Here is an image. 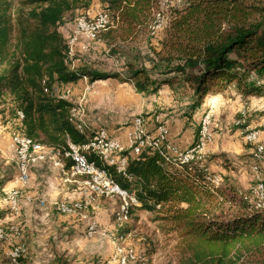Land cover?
I'll list each match as a JSON object with an SVG mask.
<instances>
[{
    "label": "trees",
    "instance_id": "trees-1",
    "mask_svg": "<svg viewBox=\"0 0 264 264\" xmlns=\"http://www.w3.org/2000/svg\"><path fill=\"white\" fill-rule=\"evenodd\" d=\"M94 1L109 18L95 41L111 57L153 36L161 0H0V116L16 121L14 133L56 151L64 169L70 166L63 158L68 144L88 146L96 134L87 126L77 129L71 117L77 106L63 95L84 78H116L142 95L179 86L189 97L185 119L211 97L231 92L242 101L264 97V0H181L168 6L150 67L128 62L124 75L71 66L60 29ZM243 121L237 129L249 126ZM199 131L197 125L192 146ZM83 154L137 201L130 219L135 210L143 211L177 234L179 264H264V208H256L251 195L230 185L214 189L198 165L178 163L164 147L129 156L123 172L90 149ZM2 186L0 178V191ZM130 232L121 227L118 236ZM56 262L67 264L62 258ZM17 264L25 261L19 257Z\"/></svg>",
    "mask_w": 264,
    "mask_h": 264
},
{
    "label": "rangeland",
    "instance_id": "rangeland-1",
    "mask_svg": "<svg viewBox=\"0 0 264 264\" xmlns=\"http://www.w3.org/2000/svg\"><path fill=\"white\" fill-rule=\"evenodd\" d=\"M180 3L181 0H170L163 8L166 11L168 6H178ZM100 11L98 2L95 1L89 14L78 12L72 19H68L66 26L71 31L69 37L73 35L75 22L79 17L93 18ZM162 38L161 29L134 48L129 46L122 53L111 57L102 43L81 37L72 48L71 66L74 68L83 65L94 71L121 75L127 72L125 65L128 62L149 68L152 51L160 48ZM78 45L86 49L80 48L78 52ZM90 86L91 83L82 80L68 86L63 92L77 108L83 110L79 118L82 125L87 117L86 108L91 103H99L101 97L108 94L109 99L105 102L113 105V110L106 115H96L95 118L106 121L111 128H122V132L127 133L132 121L141 117L144 131L147 135H153L159 126L156 122L158 118L168 128L165 143L171 152H183L194 147L192 144L198 125L197 114L184 118L189 97L183 95L181 87L177 86L175 91H171L169 87L163 86L156 94L142 95L136 93L130 84L122 87L117 83L102 87ZM233 95L227 96L231 108L229 119L217 122L220 128L213 124L209 130L210 139L206 146L215 142L217 152L214 153H218V156H212L214 154L210 151L204 152V165L210 168L211 163V167L216 166L218 158L228 157L223 162L227 176L214 173L222 178L221 188L224 190L230 185L237 191L251 195L255 186L251 170L256 163L253 157L255 145L246 143L243 136L238 135L241 129H237L234 123L243 113L245 121L249 123V132H264V100L241 102ZM15 125L16 121L8 116H0V178L3 179L0 191V264H11V254L15 250L20 251L19 257L25 264H56L58 258L64 259L67 264H121L122 259L125 260L124 264H147L148 259L150 264H179L177 234L170 232L169 226L155 222L151 214L135 210L133 217L126 223H117L115 213L122 203L118 196H90L79 187L81 194L78 198H72L66 195L72 193L70 186L76 184H65L63 178L59 180L58 194L50 199L34 192L30 176L27 185H19L16 181L18 167L12 144ZM216 132L227 136L226 149H223L221 141L214 138ZM259 143L264 144L262 137ZM239 148L243 151L242 154H232ZM260 166L264 170V162ZM75 204H80L81 208L71 213L61 211L62 208H72ZM126 226L131 232L123 237L118 236V230Z\"/></svg>",
    "mask_w": 264,
    "mask_h": 264
},
{
    "label": "built area",
    "instance_id": "built-area-1",
    "mask_svg": "<svg viewBox=\"0 0 264 264\" xmlns=\"http://www.w3.org/2000/svg\"><path fill=\"white\" fill-rule=\"evenodd\" d=\"M170 0H161L160 10L155 13V22L151 28L152 34L161 30L166 24V18L164 13L166 12L163 6ZM164 9V10H163ZM109 24V18L106 13L99 12L93 18H87L84 16L79 17L74 26L73 35L67 39L68 47L71 51L74 45H76L79 38H85L88 41H95L97 35L104 30ZM86 48L83 47V50ZM83 114L81 108H75L71 112L72 120L75 122L77 129L82 131V123L80 122V116ZM19 119L22 115L19 113ZM244 114H241V119L235 121V126L238 127L244 123ZM211 115L205 114L201 123L199 131V140L197 145L183 151H170L169 146L165 143L168 136V128L165 123L159 122L156 118V122L159 123L155 133L153 135H147L143 129L144 121L141 117L135 118L132 123V133L129 137V149L127 150L122 146L120 141L111 138L107 131L100 129L96 131L95 136L91 140L90 144L85 147L75 146L68 144V148L63 153V158L70 161L68 169H64L63 164L58 159V153L52 149L45 148L43 146L32 143L21 133H14L12 135V144L17 160L18 175L17 183L21 186H25L29 182V169L31 166L42 163L46 158L54 156L57 160L55 166L62 170V178L65 184H76L78 187H82L85 194L90 196H98L111 198L118 196L121 198V205L118 211L115 213L117 223H126L129 218V211L132 207L137 206L138 203L132 195H128L126 192L120 190L108 177L104 170L97 168L93 163H90L86 156L83 154L85 150H92L96 153L99 159L109 167H114L118 172H123L129 156L135 157L141 154L147 149H159L164 147L167 154L180 164L194 163L198 165L205 173L206 181L214 188L220 187L222 184V178L220 175L210 173L207 167L204 165L203 151L206 147V143L209 141V130L212 126ZM239 134L243 136L246 143L255 145V153L253 155L256 163L252 165L251 170L255 180V186L252 189L250 202L255 205L256 208H264V170H262L261 163L264 162V144H260V136L263 133L249 132L245 127ZM124 153H127L124 155ZM80 204L73 205L72 208L65 207L61 211L63 213H71L73 210L80 209ZM91 228L94 227L91 224ZM121 251H118L120 256ZM20 251L15 250L11 254V264H17ZM125 260H121V264H124Z\"/></svg>",
    "mask_w": 264,
    "mask_h": 264
},
{
    "label": "crops",
    "instance_id": "crops-1",
    "mask_svg": "<svg viewBox=\"0 0 264 264\" xmlns=\"http://www.w3.org/2000/svg\"><path fill=\"white\" fill-rule=\"evenodd\" d=\"M99 8H100V6H99ZM87 14H89V12ZM60 31L63 34L65 39H67L69 37V35H70L69 32H71L67 28L66 24L60 29ZM80 46L81 45L77 46L78 52H79V50H81L83 48V46H81V47ZM70 59H71V56H70ZM75 67H79V66H75ZM97 72H99V73H110V72H104V71H97ZM82 80H85L86 82L91 83L92 86H90V88H92L94 86L95 87H99V86L102 87V86L110 85L113 83H117L119 87L129 85L126 83H121L116 78H105V79L95 80L93 82L89 81L88 78H84ZM82 80L78 81V83L82 82ZM231 94H234V93L231 92L227 96H230ZM227 96H216V97H211L209 99H206L204 101V103L202 104L201 108L196 112L197 120H198L197 124L200 125V123L203 119V116L205 114L209 113L211 115V117L213 118L212 125L214 124L216 128H220V127H218L217 122H224L227 119H229V116H230L231 108L228 105V102H230V100H229V97H227ZM233 97H235V99H237L238 101L243 102L240 97H238L236 95H233ZM108 99H109V95L107 94L106 96L101 97V99H100L101 103L99 102L95 105L93 103H91L86 108L87 117H86L85 121H83V123H84L83 126L90 127L92 129H95L96 131L100 130V129H104L105 131H107V133L109 134V136L111 138H114V139L120 141L122 146L128 152L129 137L132 133V126H129V131L127 133H123L122 128H120L119 130H115V129L111 128L112 126H110V124H106L105 123L106 121H101V119H99L97 117L95 118L96 115L97 116L106 115L111 110H113V107H112L113 105L111 106L110 104H107L105 102ZM262 99L264 100V97H261L259 99L255 98V97H250L248 100L253 102V101H258V100H262ZM248 100H246V101H248ZM262 133L263 134H261L260 137H262V139H264V132H262ZM238 135H240V134L238 133ZM214 138L221 141L223 149L227 148L226 144H228V143L225 140V139H227L226 135L219 133V132H216L214 135ZM214 143L215 142H213L212 144H207L203 153L206 151H208V152L210 151V152H213V154H214L212 156H218L217 155L218 153H214V152H217V145H216V143L215 144ZM239 146H241V145H239ZM241 152H243V151L239 148L235 153H232V154H242ZM227 159H228V157H226V158L224 157L222 159L218 158V163L215 164L216 166L211 167L212 163L210 164V168L214 169L215 171H213L212 169H211L212 170L211 171L210 168L207 167L208 171L210 173H213V174L214 173H222V174H225L227 176L228 172L225 169L226 168L225 164L223 163ZM56 160L57 159L54 156L49 155L44 162L30 167V179L32 182V186H34V192H39L40 197H43L45 195V198L48 197V199H50L54 195L58 194L57 188L59 187V184H60L59 180L62 178L61 177L62 176V170L59 167L55 166ZM70 188L72 189V193H67L66 196H71L72 198L75 196V198H78V195L81 194L80 188L76 185L70 186Z\"/></svg>",
    "mask_w": 264,
    "mask_h": 264
}]
</instances>
